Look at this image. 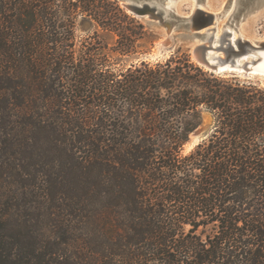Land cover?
<instances>
[{
	"label": "trees",
	"instance_id": "1",
	"mask_svg": "<svg viewBox=\"0 0 264 264\" xmlns=\"http://www.w3.org/2000/svg\"><path fill=\"white\" fill-rule=\"evenodd\" d=\"M78 17L148 35L116 0H0V264H264V86L180 49L108 71Z\"/></svg>",
	"mask_w": 264,
	"mask_h": 264
},
{
	"label": "rangeland",
	"instance_id": "2",
	"mask_svg": "<svg viewBox=\"0 0 264 264\" xmlns=\"http://www.w3.org/2000/svg\"><path fill=\"white\" fill-rule=\"evenodd\" d=\"M119 6L124 9L127 14H131L137 21L145 26L147 37L136 42V52L131 54H119L113 51L117 48V36L99 27L94 21L78 17L74 33V46L76 56L81 48H97L100 58L103 60V69L118 73L124 71L132 64H137L140 61L154 62L168 57L177 49L181 52L188 53L192 59L190 48L191 41L180 38L179 33H186L185 28L178 22L172 21V28L167 34L166 28L161 24H153L149 22L147 15L138 16L129 11L124 6V0H116ZM173 12L178 15H187L191 12L192 2L195 0H171ZM206 3L207 8L211 11L218 12L229 1L230 7L227 12L219 18L215 33H220L222 26L229 27V23H233V36L237 38L239 35L251 42L256 40H264V0H200ZM229 15V20H228ZM175 20V19H174ZM228 22V23H227ZM214 25H211L213 27ZM203 31V30H202ZM217 34H215L217 37ZM195 41V40H194ZM193 60V59H192ZM194 61V60H193ZM229 76V75H225ZM232 77V76H231ZM242 80L241 77H237ZM254 82L253 80H250ZM257 84V83H256ZM260 85V84H259ZM262 86V85H261ZM212 114L204 111L202 115V123L189 136L190 140L194 137L195 132H205V137L193 138L191 143H186L182 146V153L186 154L191 151L198 143L205 139L213 125ZM189 139V137H188ZM195 142V143H193Z\"/></svg>",
	"mask_w": 264,
	"mask_h": 264
},
{
	"label": "water",
	"instance_id": "3",
	"mask_svg": "<svg viewBox=\"0 0 264 264\" xmlns=\"http://www.w3.org/2000/svg\"><path fill=\"white\" fill-rule=\"evenodd\" d=\"M171 3V0H124L123 4L138 16L147 15L149 22L164 25L167 34L172 28V21L181 24L186 33H179L180 38L192 42L190 48L192 59L207 70L216 74L253 80L254 83L264 86V76L252 71V67L260 61L259 52L264 51V41L250 42L232 38L228 30L224 31L220 39L214 40V27H211L214 14L207 8L206 3L195 0L192 12L187 15L173 12ZM194 40L196 44H193ZM204 133L195 132L193 138L196 137L198 140L202 136L205 137ZM193 138L190 140L189 136L187 143L189 141L191 143Z\"/></svg>",
	"mask_w": 264,
	"mask_h": 264
},
{
	"label": "bare ground",
	"instance_id": "4",
	"mask_svg": "<svg viewBox=\"0 0 264 264\" xmlns=\"http://www.w3.org/2000/svg\"><path fill=\"white\" fill-rule=\"evenodd\" d=\"M194 2V1H193ZM192 2V6H191V12H192V10H193V7H194V4L195 3H193ZM230 3H231V1H229V3H227L221 10H219L218 12H216V11H212L213 12V14H214V21H213V24L212 25H214L213 27H214V40H218V39H220L222 36H223V33H224V31H226V30H228V31H230L231 32V36H232V38H234V36H233V29L232 28H235L234 27V24L231 22V23H229V27L227 28V27H225V25H223L222 26V29H221V32L220 33H215V31H216V24H217V22H218V20H219V18H221L226 12H227V10L229 9V7H230ZM211 11V10H210ZM228 20H229V15H228ZM228 23V22H227ZM215 34H217V37H215L216 35ZM237 38H240V39H242V40H248V39H246V38H242L240 35L237 37ZM248 41H250V40H248ZM259 41H264V40H259ZM251 42V41H250ZM197 42H196V40L193 42V44H196ZM259 57H260V61L254 66V67H252V71H253V73H258V75H262V76H264V51H261V52H259ZM239 63V61L237 60V64Z\"/></svg>",
	"mask_w": 264,
	"mask_h": 264
}]
</instances>
